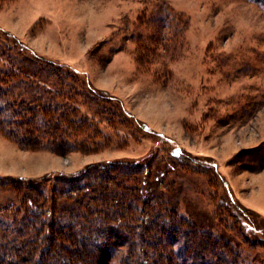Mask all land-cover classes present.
<instances>
[{"label":"rangeland","instance_id":"rangeland-1","mask_svg":"<svg viewBox=\"0 0 264 264\" xmlns=\"http://www.w3.org/2000/svg\"><path fill=\"white\" fill-rule=\"evenodd\" d=\"M3 31L78 73L85 85L72 84L77 95L68 105L80 107L97 133L84 150L62 156L43 149L37 137L31 138L37 150L23 149L18 136L0 130V185L109 162H150L145 176L165 173L173 183L166 187L169 203L180 217L189 211L205 223L223 215L227 201L209 172L215 162L240 204L264 209V168H258L264 164V0H0V46L8 44ZM89 86L118 99L135 118L113 107L99 114L102 101L91 100ZM173 146L182 158L172 157ZM11 187L0 189L1 205L16 196ZM224 220L244 256H264L263 230L254 238L248 219L234 227Z\"/></svg>","mask_w":264,"mask_h":264},{"label":"trees","instance_id":"trees-1","mask_svg":"<svg viewBox=\"0 0 264 264\" xmlns=\"http://www.w3.org/2000/svg\"><path fill=\"white\" fill-rule=\"evenodd\" d=\"M3 32L9 38L0 46V130L10 139L18 136L23 149L37 150L31 139L37 137L44 141L39 143L43 149L56 155L84 150L97 130L80 107L71 110L67 100L75 94L72 84L85 82ZM89 93L92 101L103 102L99 114L113 107L114 113L135 118L118 99L90 86ZM140 127L156 134L146 124ZM171 155L180 159L184 153L173 146ZM145 165L109 162L73 175L4 182L16 196L0 204V264H264L263 255L244 256L237 237L228 233L232 229L224 218L232 220L233 227L248 219L254 238L261 230L264 236V225L258 220L260 213L235 199L217 163H211L209 172L214 186L221 182L227 201L222 202L223 215L217 212L215 221L204 219L205 223L195 221L189 211L187 218L180 217L166 191L173 183L164 181L162 171L156 178L146 177L151 164Z\"/></svg>","mask_w":264,"mask_h":264},{"label":"crops","instance_id":"crops-1","mask_svg":"<svg viewBox=\"0 0 264 264\" xmlns=\"http://www.w3.org/2000/svg\"><path fill=\"white\" fill-rule=\"evenodd\" d=\"M36 50H38V49L36 48ZM247 207L250 208V209H253V210L257 211L258 213H260V214H262L264 216V209H262L260 207H257V206H255L253 204H251L249 201H248Z\"/></svg>","mask_w":264,"mask_h":264},{"label":"bare ground","instance_id":"bare-ground-1","mask_svg":"<svg viewBox=\"0 0 264 264\" xmlns=\"http://www.w3.org/2000/svg\"><path fill=\"white\" fill-rule=\"evenodd\" d=\"M33 7V6H32ZM30 10V9H29Z\"/></svg>","mask_w":264,"mask_h":264}]
</instances>
